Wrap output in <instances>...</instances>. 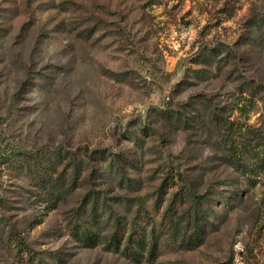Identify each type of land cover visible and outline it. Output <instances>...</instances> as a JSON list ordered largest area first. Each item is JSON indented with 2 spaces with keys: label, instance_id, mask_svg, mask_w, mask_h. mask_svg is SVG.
I'll return each instance as SVG.
<instances>
[{
  "label": "rangeland",
  "instance_id": "374dc122",
  "mask_svg": "<svg viewBox=\"0 0 264 264\" xmlns=\"http://www.w3.org/2000/svg\"><path fill=\"white\" fill-rule=\"evenodd\" d=\"M0 264H264V0H0Z\"/></svg>",
  "mask_w": 264,
  "mask_h": 264
},
{
  "label": "trees",
  "instance_id": "16d2710c",
  "mask_svg": "<svg viewBox=\"0 0 264 264\" xmlns=\"http://www.w3.org/2000/svg\"><path fill=\"white\" fill-rule=\"evenodd\" d=\"M245 149V147H244ZM51 180V176L49 178V180H42L41 181V185H37L35 186V189L38 190L36 192V196L39 197L40 199H42V201H46L47 202V205H48V202L51 201V202H56L57 199L63 195L64 192H66V188H65V185L62 184L61 181H57V182H53V181H50ZM50 182V184H49ZM42 193V195H41ZM119 238L118 235H115L114 238L112 239L111 243L114 244L115 248L118 249L119 247V244H120V241H119ZM85 240L86 241H90V237L89 236H85ZM144 241H137L136 243V248H139V247H143V244ZM134 258H137V255L135 254L134 255Z\"/></svg>",
  "mask_w": 264,
  "mask_h": 264
}]
</instances>
